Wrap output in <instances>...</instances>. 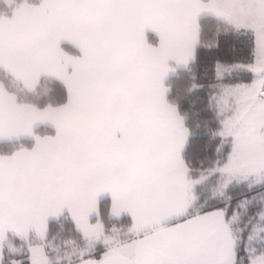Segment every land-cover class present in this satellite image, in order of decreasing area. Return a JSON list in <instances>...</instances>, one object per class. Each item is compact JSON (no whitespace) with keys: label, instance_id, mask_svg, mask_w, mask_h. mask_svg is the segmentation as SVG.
Segmentation results:
<instances>
[{"label":"snow or ice","instance_id":"obj_1","mask_svg":"<svg viewBox=\"0 0 264 264\" xmlns=\"http://www.w3.org/2000/svg\"><path fill=\"white\" fill-rule=\"evenodd\" d=\"M0 264H264V0H0Z\"/></svg>","mask_w":264,"mask_h":264},{"label":"trees","instance_id":"obj_2","mask_svg":"<svg viewBox=\"0 0 264 264\" xmlns=\"http://www.w3.org/2000/svg\"><path fill=\"white\" fill-rule=\"evenodd\" d=\"M203 25H204V29H205L203 41L205 44H210V43L214 42V40H215L214 33L217 31V29H219L221 31H227V32L232 31V29L229 25L221 23V22L213 20V19H210V18L205 19L203 21ZM55 88H57V85H55L53 82L44 81L39 85L38 91L41 94H43L46 89H55ZM52 98L54 99L55 95H53Z\"/></svg>","mask_w":264,"mask_h":264}]
</instances>
